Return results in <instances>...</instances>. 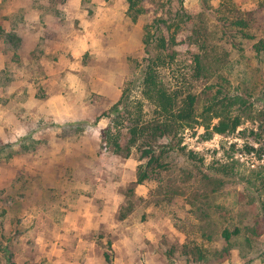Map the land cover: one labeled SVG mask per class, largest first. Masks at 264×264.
Masks as SVG:
<instances>
[{
  "label": "rangeland",
  "instance_id": "374dc122",
  "mask_svg": "<svg viewBox=\"0 0 264 264\" xmlns=\"http://www.w3.org/2000/svg\"><path fill=\"white\" fill-rule=\"evenodd\" d=\"M144 6L147 13L134 22L127 0H0V143L30 149L0 158V211L11 237L1 264H197L199 251L209 259L199 264H216L223 229L236 227L243 234L223 264H264V135L256 143L249 131L242 134L258 124L248 121L231 136L187 129L184 145L204 168L170 159L171 171L137 185L145 160L137 148L128 158L103 149L110 119H98L140 70L145 28L155 19L167 21V37L178 31L177 56L161 70L164 83L202 97L207 83L196 77L192 37L199 31L235 62L239 52L224 33L231 31L249 58L254 42L232 21L245 18L247 31L261 35L264 0ZM248 79L256 81L251 69ZM257 82L262 107L264 79ZM133 99L143 101L138 93ZM144 110L149 115L145 102ZM247 143L260 153L249 154ZM229 163L244 180L222 187L206 180L212 167Z\"/></svg>",
  "mask_w": 264,
  "mask_h": 264
},
{
  "label": "trees",
  "instance_id": "16d2710c",
  "mask_svg": "<svg viewBox=\"0 0 264 264\" xmlns=\"http://www.w3.org/2000/svg\"><path fill=\"white\" fill-rule=\"evenodd\" d=\"M145 1L127 0L128 14L134 22L147 13ZM163 23H167L164 18H157L145 28L143 43L146 56L139 67L140 70L133 75L119 101L98 118L110 119L109 125L101 134L103 149H111L115 155L128 158L133 149L137 148L141 159L145 160L138 171L137 185L153 177L157 178L162 171H171L173 162L170 159L175 161L184 158L188 162H198L200 164L198 168H204V160L198 161L196 158L198 154L188 152L184 145V134L187 129L203 127L209 136L215 134L231 136L236 135L238 129L249 121L254 125L258 124L257 129H246L242 134L245 135L249 131L256 143H262L264 135V105L260 107V97H257L256 93L259 86L257 81L264 79V31L261 35L251 34L247 31L251 27V21L249 23L245 18L232 21L234 26L243 28V38L254 42L250 49L251 56L248 58L244 47L237 43V36L230 33L231 31L224 32L228 37V43L239 52L240 58L235 62L228 60L227 54L223 56L216 52V46L209 38L207 36L202 38L201 33L196 31L192 37L194 40L192 43L199 47L194 59L196 77L207 83L201 97L192 93L183 94L164 83L161 70L168 61H174L177 56L174 48L178 45V31L172 33L170 38L167 37L162 29ZM7 36L13 38L14 35ZM250 69L255 73V83L249 82ZM136 93L143 101L133 99ZM144 102L151 107L149 115L145 113ZM200 105L203 106L201 111ZM31 141L36 144L35 141ZM25 144L26 142H22L18 151H14L11 144L0 143V158L4 155L11 158L19 152L30 150ZM236 147L237 144L230 145L233 152ZM223 148L225 149V146ZM261 149L245 144V150L249 154L260 153ZM235 163L212 167L205 173L206 180L213 181L218 187L228 182L244 180L238 179L239 173L236 172ZM258 181L264 187V174ZM247 182L248 185H254L251 180ZM2 218L4 215L0 211L1 250L11 241V237L6 235ZM242 234L241 227L233 230L223 229L224 247L215 253L216 264H223L230 259L231 251L235 247L234 240ZM105 257L108 263L112 262L109 253H106ZM9 261L10 264H14ZM208 261V257L199 251L197 264Z\"/></svg>",
  "mask_w": 264,
  "mask_h": 264
}]
</instances>
